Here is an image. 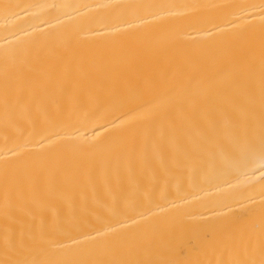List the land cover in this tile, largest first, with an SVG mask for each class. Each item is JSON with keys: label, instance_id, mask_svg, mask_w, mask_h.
<instances>
[{"label": "bare ground", "instance_id": "bare-ground-1", "mask_svg": "<svg viewBox=\"0 0 264 264\" xmlns=\"http://www.w3.org/2000/svg\"><path fill=\"white\" fill-rule=\"evenodd\" d=\"M0 264H264V0H0Z\"/></svg>", "mask_w": 264, "mask_h": 264}]
</instances>
